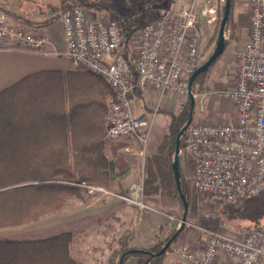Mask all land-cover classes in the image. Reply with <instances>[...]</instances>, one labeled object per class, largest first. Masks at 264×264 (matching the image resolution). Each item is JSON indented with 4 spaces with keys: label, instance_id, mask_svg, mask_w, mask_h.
Returning a JSON list of instances; mask_svg holds the SVG:
<instances>
[{
    "label": "trees",
    "instance_id": "1",
    "mask_svg": "<svg viewBox=\"0 0 264 264\" xmlns=\"http://www.w3.org/2000/svg\"><path fill=\"white\" fill-rule=\"evenodd\" d=\"M106 1L64 0L60 11L62 14L73 7L114 11ZM234 6L231 0L225 25V30L231 28L233 37ZM224 9L225 3L215 22L217 30ZM165 14L148 20L133 13L119 15L117 23L125 35L122 53L130 65V79L135 85L131 103L133 98L142 99L136 86L138 74L131 42L143 26ZM216 36L207 49L217 40ZM204 75L197 76L194 82L202 81ZM114 98V92L102 78L75 68L32 73L0 91V264H79L71 255L74 235L70 232L43 239L17 240L1 238L2 231L54 214L66 198L81 190L87 192L89 185L115 190L116 195L127 193L122 182L129 176L130 164L119 150L133 147L135 143L125 138L111 141L104 137L108 106ZM158 112L167 118L166 131L157 151L145 157L144 180L151 187L149 194L156 193L162 199L182 204L172 165L177 135L189 118L188 109L174 113L158 108ZM185 137L186 134L180 138V149L184 147ZM181 156L183 169L179 164L178 172L186 214L199 213V198L193 183L194 160L186 153ZM91 196L97 197V194ZM222 206L226 219L240 220L249 228L264 227V195ZM180 231H175L168 240L175 239ZM132 239L131 233L118 239V247L108 264H119L121 257V264H126L130 257L139 255L144 256L142 264L164 263L170 246L160 253L166 243L160 247L159 244L136 247L130 244Z\"/></svg>",
    "mask_w": 264,
    "mask_h": 264
},
{
    "label": "built area",
    "instance_id": "2",
    "mask_svg": "<svg viewBox=\"0 0 264 264\" xmlns=\"http://www.w3.org/2000/svg\"><path fill=\"white\" fill-rule=\"evenodd\" d=\"M249 3L248 39L237 53L234 83L223 93L234 105L235 117L226 122L190 123L180 149V155L186 153L194 160L195 190L221 204L264 195V0ZM182 5L147 23L137 34L133 51L136 86L141 92L156 91L160 98L172 95L189 99L191 93L194 104H198L202 96L199 85L193 83L189 91V81L201 65L200 27L215 23L217 9L205 6L199 10L196 0ZM61 22L62 54L71 60L73 68L102 78L115 94L105 118V139H128L143 146L139 154L144 155L159 102L152 118L134 113L130 95L135 85L122 53L125 35L121 27L108 15H96L81 7L64 11ZM47 44L46 38L12 26L7 15L0 12V46L38 52ZM86 189L92 195L111 194L102 187L89 185ZM149 190L151 187L141 179L129 184L127 194L117 196L140 211L150 210L146 200ZM178 264H264V227L252 228L238 239L210 233L200 247L183 252Z\"/></svg>",
    "mask_w": 264,
    "mask_h": 264
},
{
    "label": "rangeland",
    "instance_id": "3",
    "mask_svg": "<svg viewBox=\"0 0 264 264\" xmlns=\"http://www.w3.org/2000/svg\"><path fill=\"white\" fill-rule=\"evenodd\" d=\"M182 1H187L185 4L187 5L192 0H107L106 2L114 7V11L93 10L91 12L96 15H108L115 22L119 20L120 14L126 13L137 14L142 20H148L178 9ZM196 2L199 10L205 6H216L218 17L222 14L225 0H196ZM234 3L235 36L233 37L231 28L225 30L226 47L223 53L204 73L202 81L193 82L199 85L198 94L202 96L198 104H193L191 123L226 122L235 117L234 105L223 96V93L234 83L237 53L248 39L250 3L249 0H234ZM200 31L199 47L202 64L215 48L216 38L208 49L207 46L214 35L218 34V30L214 23L201 25ZM136 44L135 38L131 42L133 51L136 49ZM158 94L156 92V95ZM171 96L167 95L169 99L163 97L160 103L161 108L166 106L174 113L184 109L190 112L191 107L187 97L181 100ZM133 99L132 103L135 104ZM158 113L154 116L156 117ZM152 116L153 113L148 117L152 118ZM135 144H132L133 147L129 149L119 150L129 162L133 163L128 178L122 182L127 193L131 182L137 183L145 179L146 149L145 156L140 155L143 146ZM179 164L183 169L181 155H179ZM109 192L111 194L108 195L98 193L96 198L81 190L78 194L66 198L64 204L54 214L44 216L20 228L4 230L1 238L43 239L70 232L74 235L70 246L71 255L79 264H108L107 258L111 257L118 247V239L131 233L133 239L130 244L136 247H151L156 244L160 247L169 242L170 250L165 252L166 260L163 264H178L183 252L200 247L210 233L238 239L252 229L240 220L226 219L221 203L197 191L200 212L187 213L185 220L182 219L184 211L180 202L162 199L156 193L146 192V200L152 209L140 211L138 207L122 202L116 195L117 191ZM177 230H181L179 235L175 239L171 237L168 240ZM143 261L142 255L132 256L126 264H142Z\"/></svg>",
    "mask_w": 264,
    "mask_h": 264
},
{
    "label": "crops",
    "instance_id": "4",
    "mask_svg": "<svg viewBox=\"0 0 264 264\" xmlns=\"http://www.w3.org/2000/svg\"><path fill=\"white\" fill-rule=\"evenodd\" d=\"M63 1L0 0V12H4L7 15L12 26L44 37L49 42L44 51L38 52L28 51L12 45L0 46V91L32 73L39 71L64 72L73 69L71 60L62 54L64 34L60 8L63 5ZM182 3L185 5L187 1H182L178 9L183 6ZM141 93L142 99H133L135 104L132 103L133 111L136 115L148 117L149 111L155 108L158 102L160 109L170 111L166 106L161 108L160 103L163 98H160L159 94L156 95V91L147 90ZM165 98L169 99L167 96ZM166 125V116L158 113L148 135L147 155L154 154L157 151L165 134ZM129 164L131 169L133 163L130 161ZM107 259L109 260L110 256Z\"/></svg>",
    "mask_w": 264,
    "mask_h": 264
},
{
    "label": "water",
    "instance_id": "5",
    "mask_svg": "<svg viewBox=\"0 0 264 264\" xmlns=\"http://www.w3.org/2000/svg\"><path fill=\"white\" fill-rule=\"evenodd\" d=\"M230 1L231 0H226L225 1V9H224V13H223V17L220 21L219 24V30H218V36H217V40L215 42V48L213 50V52L211 53V55L208 57V59L202 63L192 74L190 81H189V91L191 90V86L195 80V78L197 76H199L202 73H205L209 67L217 60V58L223 53L224 49H225V42L226 39L224 37L225 34V25L226 22L228 21L229 18V13H230ZM189 101H190V112H189V118L186 122V124L181 128V130L179 131L178 135H177V139H176V144H175V150H174V162L172 165V168L174 170L175 173V180H176V184H177V188H178V193L182 199V204L184 207V213H183V220H185L186 218V203L185 200L182 196L181 193V189H180V180H179V172H178V167H179V155H180V138L182 135L185 134L189 124L192 121V107H193V99H192V95L191 93H189ZM169 246V242L165 244V246L161 249L160 253H163L167 250V247ZM139 251V250H137ZM122 263V257L120 259L119 264Z\"/></svg>",
    "mask_w": 264,
    "mask_h": 264
}]
</instances>
